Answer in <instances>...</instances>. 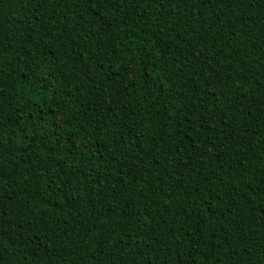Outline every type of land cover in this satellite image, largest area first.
I'll return each mask as SVG.
<instances>
[{"label": "trees", "instance_id": "16d2710c", "mask_svg": "<svg viewBox=\"0 0 264 264\" xmlns=\"http://www.w3.org/2000/svg\"><path fill=\"white\" fill-rule=\"evenodd\" d=\"M0 264H264V0H0Z\"/></svg>", "mask_w": 264, "mask_h": 264}]
</instances>
